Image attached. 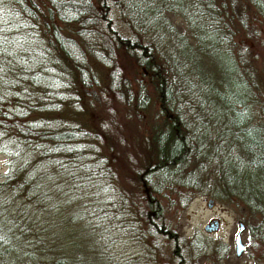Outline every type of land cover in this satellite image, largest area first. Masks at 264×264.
Here are the masks:
<instances>
[{
  "label": "trees",
  "instance_id": "1",
  "mask_svg": "<svg viewBox=\"0 0 264 264\" xmlns=\"http://www.w3.org/2000/svg\"><path fill=\"white\" fill-rule=\"evenodd\" d=\"M0 153V264H225L197 194L264 260V0H0Z\"/></svg>",
  "mask_w": 264,
  "mask_h": 264
},
{
  "label": "rangeland",
  "instance_id": "2",
  "mask_svg": "<svg viewBox=\"0 0 264 264\" xmlns=\"http://www.w3.org/2000/svg\"><path fill=\"white\" fill-rule=\"evenodd\" d=\"M6 169L5 157L0 153V174ZM206 195H194L187 206L181 211L177 220L176 227L185 237L195 236L206 242L215 243L220 239L226 243L228 252L227 255L221 260L225 264H264V260H255L253 257L248 256L244 251L238 256L233 251V236L237 229L238 221L243 223L242 219L252 220L253 218L248 215V212L243 209L240 204L226 205L217 201H211V205L207 206ZM216 221V222H214ZM216 224L215 228L210 227ZM207 224L210 228H204ZM241 241H245V229L240 232ZM188 242L191 245H188ZM192 242L187 240L186 247L190 254H192ZM205 250H203L204 253ZM207 257L200 260V264H215L214 257L204 253Z\"/></svg>",
  "mask_w": 264,
  "mask_h": 264
},
{
  "label": "water",
  "instance_id": "3",
  "mask_svg": "<svg viewBox=\"0 0 264 264\" xmlns=\"http://www.w3.org/2000/svg\"><path fill=\"white\" fill-rule=\"evenodd\" d=\"M211 201H212L211 198H208L206 201V205L210 206ZM215 226L216 224L214 223L210 227L215 228ZM210 227L207 224L204 225V228H210ZM243 227H244L243 223L241 221H238L237 229L233 236V251L236 256L240 255L244 248L243 242L241 241V237H240V232L242 231Z\"/></svg>",
  "mask_w": 264,
  "mask_h": 264
}]
</instances>
